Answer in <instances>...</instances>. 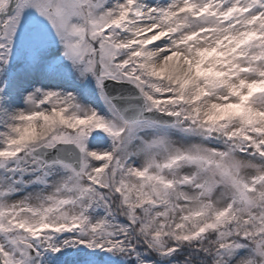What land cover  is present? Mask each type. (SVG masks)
Segmentation results:
<instances>
[{
	"label": "snow or ice",
	"instance_id": "obj_1",
	"mask_svg": "<svg viewBox=\"0 0 264 264\" xmlns=\"http://www.w3.org/2000/svg\"><path fill=\"white\" fill-rule=\"evenodd\" d=\"M0 264H264V0H0Z\"/></svg>",
	"mask_w": 264,
	"mask_h": 264
}]
</instances>
